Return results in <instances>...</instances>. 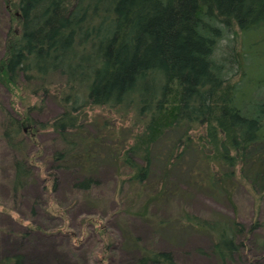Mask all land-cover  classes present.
<instances>
[{"label": "trees", "instance_id": "trees-1", "mask_svg": "<svg viewBox=\"0 0 264 264\" xmlns=\"http://www.w3.org/2000/svg\"><path fill=\"white\" fill-rule=\"evenodd\" d=\"M4 8L0 83L17 97L21 83H39L33 93L52 91L62 108L45 122L28 117L32 105L19 117L6 112V139L26 126L57 133L63 146L52 159L73 163L81 177L75 188L98 183L94 173L105 146L117 197L124 184L129 197L141 194L155 160L162 183L154 189L167 196L168 173L189 154L195 157L190 180L229 194L234 179L245 176L264 199V95H257L264 74L249 72L264 56V0H0V26ZM95 109L105 118L96 123L100 133L89 137L84 117ZM251 169L252 179L245 173ZM30 174L16 159L13 188ZM60 208L54 212L63 214ZM178 218L181 227L210 237L209 250L199 251L215 264L233 262L254 230H264V220L246 226L224 216L183 212ZM254 243L264 251V240ZM137 252L131 264H177L165 249L139 245ZM0 263L25 264L20 254Z\"/></svg>", "mask_w": 264, "mask_h": 264}, {"label": "rangeland", "instance_id": "rangeland-1", "mask_svg": "<svg viewBox=\"0 0 264 264\" xmlns=\"http://www.w3.org/2000/svg\"><path fill=\"white\" fill-rule=\"evenodd\" d=\"M8 16L4 8L0 58ZM249 72L253 77L263 76L264 56L254 59ZM38 84L21 83L24 91L17 97L15 91L0 83V258L20 254L25 264H131L139 245H143L171 251L177 264H215L211 254L199 251L209 250L210 237L181 227L177 219L183 212L207 219L224 216L246 226L264 220L259 186L252 189L244 176L241 183L234 179L235 185L228 187L229 194L206 188L202 182L189 179L187 173L195 160L189 154L168 173L171 193L167 196L157 195L158 188L154 189V185L162 183L161 164L155 160L141 194L129 197L131 190L124 184L117 197V172L102 145L94 173L98 183L87 190L75 188L73 183L81 177L76 175L73 163L52 159L63 146L57 133L49 129L31 131L26 126L17 137L8 140L3 136L6 112L19 117L32 105L28 117L39 122L49 121L61 112L52 91L33 93ZM104 118V111L99 109L87 113L85 134H99L96 123ZM96 145L93 141L92 147ZM96 154L97 148L95 157L99 158ZM16 159L24 160L31 171L20 188H13ZM245 173L250 179L255 177L253 169ZM56 208L63 214H56ZM254 240H264V230L256 228L229 264H264V251Z\"/></svg>", "mask_w": 264, "mask_h": 264}]
</instances>
